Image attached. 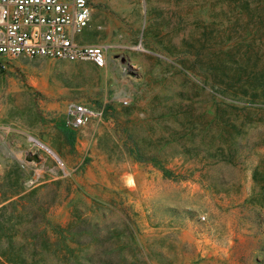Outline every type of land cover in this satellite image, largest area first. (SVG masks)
<instances>
[{
    "label": "rangeland",
    "instance_id": "374dc122",
    "mask_svg": "<svg viewBox=\"0 0 264 264\" xmlns=\"http://www.w3.org/2000/svg\"><path fill=\"white\" fill-rule=\"evenodd\" d=\"M90 1L79 38L107 46L103 67L0 72V264H264V103L220 87L227 49L264 70V38L225 30L222 0Z\"/></svg>",
    "mask_w": 264,
    "mask_h": 264
},
{
    "label": "built area",
    "instance_id": "2783aa9c",
    "mask_svg": "<svg viewBox=\"0 0 264 264\" xmlns=\"http://www.w3.org/2000/svg\"><path fill=\"white\" fill-rule=\"evenodd\" d=\"M92 11L90 0H0V72L6 68L5 58L17 55L91 61L103 67L107 46L78 40ZM65 111L72 128L84 126L91 116V110L76 101H68Z\"/></svg>",
    "mask_w": 264,
    "mask_h": 264
},
{
    "label": "trees",
    "instance_id": "16d2710c",
    "mask_svg": "<svg viewBox=\"0 0 264 264\" xmlns=\"http://www.w3.org/2000/svg\"><path fill=\"white\" fill-rule=\"evenodd\" d=\"M232 12L233 19L225 30H231L234 34L237 32L240 34L239 41H246L247 45H251L253 35H257V38L262 40L264 38V0H222ZM236 31V32H235ZM249 36H252L251 39ZM238 46H242V42L237 43ZM226 55L234 56L231 62L234 63V68L231 66H225L228 69V73L220 81V87L223 91H230L233 94L241 93L247 97V100L261 101L264 103V70L249 69L248 61L250 56L247 52H241L238 57L243 63L238 62V58H235V54H232L230 49L224 51ZM232 54V55H231ZM237 55V53H236ZM229 71L232 73L229 74ZM229 105L216 106L215 113H223ZM213 118V117H212ZM218 118V117H217ZM212 124H217L220 127L219 138L224 139L225 133L237 128V124L231 120V118H225L219 120L214 119ZM210 123V124H211ZM233 144L227 142L224 147L225 154H222L225 159H230L233 155Z\"/></svg>",
    "mask_w": 264,
    "mask_h": 264
},
{
    "label": "crops",
    "instance_id": "0c3cea01",
    "mask_svg": "<svg viewBox=\"0 0 264 264\" xmlns=\"http://www.w3.org/2000/svg\"><path fill=\"white\" fill-rule=\"evenodd\" d=\"M93 21V11H92V16H91V20H90V22H92ZM90 22H89V25L87 26V27H85V28H88V27H90ZM84 28V29H85ZM83 29V30H84ZM83 30H82V32H83ZM80 35V34H79ZM78 40L81 42V43H85V44H90V43H87V41H88V39H85L84 40V38L81 36L80 38H79V36H78ZM92 44V43H91Z\"/></svg>",
    "mask_w": 264,
    "mask_h": 264
},
{
    "label": "bare ground",
    "instance_id": "6f19581e",
    "mask_svg": "<svg viewBox=\"0 0 264 264\" xmlns=\"http://www.w3.org/2000/svg\"><path fill=\"white\" fill-rule=\"evenodd\" d=\"M36 144H39V143L36 142ZM45 148H46L48 151H50L55 157H57V155H55L54 152L51 151L52 149L50 150V148H47V147H45Z\"/></svg>",
    "mask_w": 264,
    "mask_h": 264
},
{
    "label": "water",
    "instance_id": "95a60500",
    "mask_svg": "<svg viewBox=\"0 0 264 264\" xmlns=\"http://www.w3.org/2000/svg\"><path fill=\"white\" fill-rule=\"evenodd\" d=\"M56 159H57V160H59V158H58V157H56Z\"/></svg>",
    "mask_w": 264,
    "mask_h": 264
}]
</instances>
